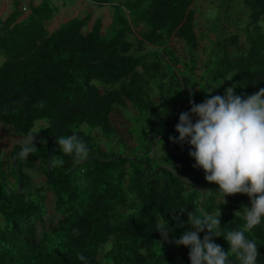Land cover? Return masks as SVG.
Masks as SVG:
<instances>
[{
    "label": "trees",
    "instance_id": "obj_1",
    "mask_svg": "<svg viewBox=\"0 0 264 264\" xmlns=\"http://www.w3.org/2000/svg\"><path fill=\"white\" fill-rule=\"evenodd\" d=\"M87 1L112 8L108 32L91 11L52 31L59 13L52 0L0 19V124L24 137L46 121L36 137L44 140L35 139L37 151L27 158H17L20 143L8 155L0 151V264H191L190 249L172 241L190 230L192 211L221 212L213 242L228 252L225 236L244 228L251 198L225 196L194 167L189 152L195 149L173 143L168 133L178 140L171 125L181 100L223 96L225 84L244 97L264 88V0H241L250 11L246 43L240 45L239 35L217 38L202 75L195 0ZM175 39L188 57L177 52ZM84 125L98 135L80 130ZM73 133L90 150L86 160L60 151L57 138ZM100 136L115 138L125 152L108 153ZM156 142L164 144L159 152ZM53 155L63 163L50 165ZM37 170L55 197L52 229L47 192L29 173ZM157 221L167 222V240ZM245 235L257 244L256 264H264V218ZM229 264H241L236 253Z\"/></svg>",
    "mask_w": 264,
    "mask_h": 264
},
{
    "label": "clouds",
    "instance_id": "obj_2",
    "mask_svg": "<svg viewBox=\"0 0 264 264\" xmlns=\"http://www.w3.org/2000/svg\"><path fill=\"white\" fill-rule=\"evenodd\" d=\"M207 96L200 104L190 101L191 111L181 113L176 125L178 140L172 136L169 139L173 143H189L195 149L189 152L196 161L194 167L204 170L205 179L219 185L225 196L248 195L251 208L245 207L244 228L226 234L228 252L213 242V236H218L213 229L220 226V211L188 213V224L192 227L172 242L190 249L191 264H229L232 253L237 254L241 264H256L260 254L257 244L245 233L264 218V88L247 97L236 94L234 86L227 88L223 96L212 93ZM43 106V101L37 102L36 107ZM193 117L197 118L195 122ZM37 135L33 128L19 140L21 150L17 158H27L37 151ZM57 142L63 155L72 156L76 162L86 160L90 154L86 142L76 133L61 136ZM49 160L52 166L63 163L61 156L53 155ZM238 214L239 211L235 213ZM205 230L208 234L201 239ZM157 231L168 239L166 221L163 224L157 221ZM79 259L83 261L85 257L80 255Z\"/></svg>",
    "mask_w": 264,
    "mask_h": 264
},
{
    "label": "rangeland",
    "instance_id": "obj_3",
    "mask_svg": "<svg viewBox=\"0 0 264 264\" xmlns=\"http://www.w3.org/2000/svg\"><path fill=\"white\" fill-rule=\"evenodd\" d=\"M48 1V0H47ZM32 5L35 4L34 0H31ZM29 0H0V19L8 17L11 13L21 10L23 6L31 7ZM41 2L38 1V3ZM53 5L58 7L59 13L53 23L62 22L63 20H68L70 18H79L91 11L93 13L94 19L99 18L104 23L103 30L108 32V27L112 21L113 10L109 5H97L91 4L88 2V6H83L80 3H67L63 0H52ZM65 3V8L62 6ZM193 9L196 12L197 20V34L200 40V48L198 51L199 57V75H202L204 72V64L208 62V59H211L213 44L216 42L217 38H225L232 35H239V43L243 45L246 43L245 30L247 25L250 22V11L244 6L241 0H195ZM26 14H22L21 19H25ZM260 26L264 29V19H262ZM172 45L175 47L177 52L185 57L189 56L186 45L179 41L173 40ZM234 51V50H233ZM211 52V54H210ZM4 60V59H3ZM1 61L0 65L2 64ZM227 88L232 87L228 84H225ZM236 89V94L239 95V92ZM244 97V93L241 94ZM189 94L186 95V99L189 100ZM46 125V121H38L35 124V130L37 134L41 132L42 126ZM80 130L87 133H92L93 136L98 135V130H90L89 126L84 125ZM168 136L177 137L178 134L175 132H169ZM23 137L17 136L14 131L2 124H0V151L1 155L9 154L13 149L14 145L19 143V140ZM36 140H44L42 138H37ZM98 142L100 146L106 150L108 153L115 152L123 154L125 149L122 146H119L116 143L115 138L106 139L102 136L99 137ZM164 147V144L156 142L153 146V150L157 152L161 151ZM167 150V149H166ZM34 178L35 183L39 188L47 192L48 198L46 201V218L49 225V228L52 229L56 225V219L58 214L54 209L55 197L53 193L48 190V178L42 170L30 171L29 172ZM10 181H16V177L11 175ZM0 221L2 218L0 216ZM38 230L41 232V225L38 223ZM103 256V251L101 257Z\"/></svg>",
    "mask_w": 264,
    "mask_h": 264
},
{
    "label": "built area",
    "instance_id": "obj_4",
    "mask_svg": "<svg viewBox=\"0 0 264 264\" xmlns=\"http://www.w3.org/2000/svg\"><path fill=\"white\" fill-rule=\"evenodd\" d=\"M24 10L26 9L24 8ZM190 111H191V104L188 101L181 100L177 103L171 125V129L173 131H176V125L179 123L180 114ZM193 122H195V117H193Z\"/></svg>",
    "mask_w": 264,
    "mask_h": 264
},
{
    "label": "crops",
    "instance_id": "obj_5",
    "mask_svg": "<svg viewBox=\"0 0 264 264\" xmlns=\"http://www.w3.org/2000/svg\"><path fill=\"white\" fill-rule=\"evenodd\" d=\"M30 2H31V0H29ZM35 1V3L37 4L38 3V1H40V0H34ZM77 3H80V4H83V6H85V8L86 7H89L88 6V1L87 0H77ZM63 7L65 6L64 5V3H63V5H62ZM65 8V7H64ZM66 20H63L62 22H65ZM62 22H57V25H56V23H52L51 25H49V28L53 31L54 29H56Z\"/></svg>",
    "mask_w": 264,
    "mask_h": 264
}]
</instances>
